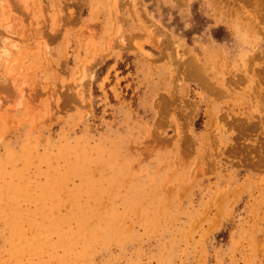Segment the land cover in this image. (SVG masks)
Wrapping results in <instances>:
<instances>
[{
	"label": "rangeland",
	"instance_id": "374dc122",
	"mask_svg": "<svg viewBox=\"0 0 264 264\" xmlns=\"http://www.w3.org/2000/svg\"><path fill=\"white\" fill-rule=\"evenodd\" d=\"M0 45V264H264V0H0Z\"/></svg>",
	"mask_w": 264,
	"mask_h": 264
},
{
	"label": "bare ground",
	"instance_id": "6f19581e",
	"mask_svg": "<svg viewBox=\"0 0 264 264\" xmlns=\"http://www.w3.org/2000/svg\"><path fill=\"white\" fill-rule=\"evenodd\" d=\"M15 42V41H14ZM1 45H2V43H1ZM0 45V46H1ZM2 48V47H1ZM3 54V53H2ZM1 52H0V58H1ZM7 54H8V51L5 49V53L3 54V55H5V57H7ZM1 63V62H0ZM199 71L200 70H198L196 67L195 68H193L192 69V74L194 75L195 74V77H196V79L198 80V82H200V83H203V84H205V82H206V79H207V77L206 78H204L203 77V75L201 74V72L199 73ZM203 71V70H202ZM205 72V71H204ZM188 77H190V76H188ZM207 85V84H206ZM209 85V84H208Z\"/></svg>",
	"mask_w": 264,
	"mask_h": 264
}]
</instances>
